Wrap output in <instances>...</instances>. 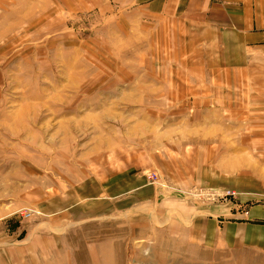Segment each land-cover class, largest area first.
<instances>
[{"label":"rangeland","instance_id":"1","mask_svg":"<svg viewBox=\"0 0 264 264\" xmlns=\"http://www.w3.org/2000/svg\"><path fill=\"white\" fill-rule=\"evenodd\" d=\"M155 28L92 0L0 1V264H264V243L196 236V206L246 213L262 196L244 198L241 178L226 180L235 196L217 193L193 165L258 172L241 145L257 135L210 131L205 103L175 99L163 81L184 72L166 71L179 58ZM138 171L157 198L85 213L103 203L95 180L127 192Z\"/></svg>","mask_w":264,"mask_h":264},{"label":"crops","instance_id":"2","mask_svg":"<svg viewBox=\"0 0 264 264\" xmlns=\"http://www.w3.org/2000/svg\"><path fill=\"white\" fill-rule=\"evenodd\" d=\"M92 1L96 5L102 3L104 11L105 7L112 6L118 10H136L156 25L158 39L166 41L170 37L174 51L171 55L179 59L178 64L166 66V71L184 73L174 77L167 75L163 86L173 89L177 100L186 98L193 104L205 103L213 127L210 131H256L255 138L243 139L246 142L241 145L256 147L258 156L252 162L260 164L258 172L248 169L218 172L195 163L193 173L217 193L230 190L227 187L234 188L233 183L226 180L241 178L245 180L243 189L248 195L244 198L253 199V194H259L262 201L249 205L246 213L240 208L241 202L199 205L193 210L192 223L196 236L203 240L262 245V234L251 238L238 232L254 227L264 229V0ZM123 175L115 176L116 185L122 188ZM94 182L99 192L96 199L103 203L85 213L107 214L110 209H125L132 204L131 208L136 202L158 197L157 181H150L140 171L125 180L126 185H131L127 192H111L108 182ZM138 185H143L137 194L141 196L139 200L133 187L138 188Z\"/></svg>","mask_w":264,"mask_h":264},{"label":"built area","instance_id":"3","mask_svg":"<svg viewBox=\"0 0 264 264\" xmlns=\"http://www.w3.org/2000/svg\"><path fill=\"white\" fill-rule=\"evenodd\" d=\"M227 192V194H231V195H233V196H235L236 195V193L235 192H233V191H226ZM212 195H215V194H213V193H211ZM219 195V194H218Z\"/></svg>","mask_w":264,"mask_h":264}]
</instances>
